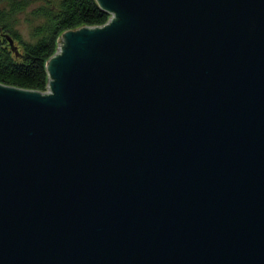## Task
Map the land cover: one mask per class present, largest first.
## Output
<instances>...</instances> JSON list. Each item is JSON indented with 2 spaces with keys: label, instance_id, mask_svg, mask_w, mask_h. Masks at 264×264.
<instances>
[{
  "label": "water",
  "instance_id": "1",
  "mask_svg": "<svg viewBox=\"0 0 264 264\" xmlns=\"http://www.w3.org/2000/svg\"><path fill=\"white\" fill-rule=\"evenodd\" d=\"M96 2L0 83V264H264V0Z\"/></svg>",
  "mask_w": 264,
  "mask_h": 264
},
{
  "label": "trees",
  "instance_id": "2",
  "mask_svg": "<svg viewBox=\"0 0 264 264\" xmlns=\"http://www.w3.org/2000/svg\"><path fill=\"white\" fill-rule=\"evenodd\" d=\"M22 13L30 23V40L23 39L17 28ZM108 15L96 0H0V83L46 90L45 64L62 31L101 25Z\"/></svg>",
  "mask_w": 264,
  "mask_h": 264
},
{
  "label": "rangeland",
  "instance_id": "3",
  "mask_svg": "<svg viewBox=\"0 0 264 264\" xmlns=\"http://www.w3.org/2000/svg\"><path fill=\"white\" fill-rule=\"evenodd\" d=\"M26 14L22 13L19 15V23L17 25V28L21 34V37L25 40H30L31 39V34H30V23L25 21ZM35 23V22H31Z\"/></svg>",
  "mask_w": 264,
  "mask_h": 264
},
{
  "label": "bare ground",
  "instance_id": "4",
  "mask_svg": "<svg viewBox=\"0 0 264 264\" xmlns=\"http://www.w3.org/2000/svg\"><path fill=\"white\" fill-rule=\"evenodd\" d=\"M109 17H110V15H108V18H109ZM108 18H107V20H108ZM107 20H106V21H107ZM46 89H47V86H46Z\"/></svg>",
  "mask_w": 264,
  "mask_h": 264
},
{
  "label": "built area",
  "instance_id": "5",
  "mask_svg": "<svg viewBox=\"0 0 264 264\" xmlns=\"http://www.w3.org/2000/svg\"><path fill=\"white\" fill-rule=\"evenodd\" d=\"M44 91H46V90H44Z\"/></svg>",
  "mask_w": 264,
  "mask_h": 264
}]
</instances>
